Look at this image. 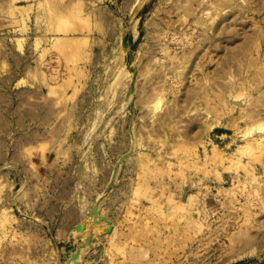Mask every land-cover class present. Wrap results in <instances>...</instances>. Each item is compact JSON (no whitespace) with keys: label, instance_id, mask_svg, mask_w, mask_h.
I'll list each match as a JSON object with an SVG mask.
<instances>
[{"label":"rangeland","instance_id":"obj_1","mask_svg":"<svg viewBox=\"0 0 264 264\" xmlns=\"http://www.w3.org/2000/svg\"><path fill=\"white\" fill-rule=\"evenodd\" d=\"M75 251L264 264V0H0V264Z\"/></svg>","mask_w":264,"mask_h":264},{"label":"water","instance_id":"obj_2","mask_svg":"<svg viewBox=\"0 0 264 264\" xmlns=\"http://www.w3.org/2000/svg\"><path fill=\"white\" fill-rule=\"evenodd\" d=\"M131 61H132V57H130V62H131ZM131 91H132V86H130L129 94L131 93ZM131 154H132V151H129L128 154L122 156V157L119 159V164H121V163L123 162V160H124V158H125L126 156H129V155H131ZM100 201H103V198H101ZM98 202H99V201H96V203L94 204L93 209H92V221H93V222L101 221V216L99 215V210H98V206H97ZM107 224H108V227H107L104 231H99V230L96 231L97 235L101 236V235H103V234H105V233H110V232H111V230H112V224H111L110 221H107ZM90 227H91V222H87V223H85V220H81V221L75 226V230H76L77 232H79V231H81V230H83V229H89ZM93 238H94V237H93L92 234L87 235L86 239H85L84 242H83V247H87V246H89V244L91 243V241H92ZM78 254H79V251H75V253H73V254L71 253V255H70L69 257L72 259V258L77 257ZM69 257H68V258H69ZM68 258L64 261V264H65V262H68V261H69ZM259 264H262V263H259Z\"/></svg>","mask_w":264,"mask_h":264},{"label":"bare ground","instance_id":"obj_3","mask_svg":"<svg viewBox=\"0 0 264 264\" xmlns=\"http://www.w3.org/2000/svg\"><path fill=\"white\" fill-rule=\"evenodd\" d=\"M97 206L99 207V205L97 204ZM92 209H93V207H92ZM92 209H91V212H90V217H89V221H91L92 222V226H91V230H90V233L89 234H92V235H94L95 234V230L97 229V227H99L100 226V224H99V222H107L106 220H105V218L102 216V215H100L101 216V221H98V222H93L92 220H91V218H92ZM99 209V208H98ZM88 234V235H89ZM86 239V238H85ZM91 244V243H90ZM90 246V245H89ZM75 253V252H74ZM73 254V253H72ZM71 255V254H70ZM79 257V254H78V256L77 257H75V258H70L69 259V261L68 262H66L67 264H69V262L71 261L72 263H74V264H78V262H77V258Z\"/></svg>","mask_w":264,"mask_h":264}]
</instances>
